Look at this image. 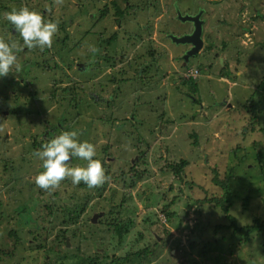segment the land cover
<instances>
[{"label":"rangeland","instance_id":"374dc122","mask_svg":"<svg viewBox=\"0 0 264 264\" xmlns=\"http://www.w3.org/2000/svg\"><path fill=\"white\" fill-rule=\"evenodd\" d=\"M25 6L58 22L51 47L23 46L4 19ZM201 11L205 45L186 62L169 35ZM0 37L22 46L0 77V264L146 249L144 264H264V236L224 209L238 227L264 219V0H0ZM66 130L96 146L103 184L35 183L36 151Z\"/></svg>","mask_w":264,"mask_h":264},{"label":"clouds","instance_id":"9594fccd","mask_svg":"<svg viewBox=\"0 0 264 264\" xmlns=\"http://www.w3.org/2000/svg\"><path fill=\"white\" fill-rule=\"evenodd\" d=\"M19 33L23 46L33 48L51 47L58 30V22L45 20L42 15L28 7L13 8L3 14ZM22 50L16 41L0 37V77L7 76L13 66L19 70L17 52ZM95 51V49H93ZM35 155L42 161L43 171L35 177V183L42 189H54L62 180L70 177L73 184L83 181L89 187L101 185L106 180L105 169L96 159V146L87 140H79L74 130L62 131L51 137L37 150ZM71 158L85 161L83 166H69Z\"/></svg>","mask_w":264,"mask_h":264},{"label":"trees","instance_id":"16d2710c","mask_svg":"<svg viewBox=\"0 0 264 264\" xmlns=\"http://www.w3.org/2000/svg\"><path fill=\"white\" fill-rule=\"evenodd\" d=\"M62 28H64V27H62ZM68 37H69V35H68V33H66L65 39H67ZM109 42H112V41H109ZM204 45H205V41H204ZM45 62L47 64V61H45ZM35 63H36L35 65H37V66L40 65L39 62H35ZM144 70H145V68H144ZM140 73L141 74L143 73V67H142ZM188 82H192V84L194 85L195 90L197 91V87H198L197 86V82L195 80H188ZM263 85H264V81H263ZM185 163H186V160H184L183 163L176 168L177 169L176 170L177 174L181 175L183 167L185 166ZM215 182L219 184L220 180L218 178H215ZM224 209H225L226 213L228 214L229 218L233 221L235 231L237 233L243 234L246 237V240H249L250 236H252L253 234H258V235H261V236L263 235L264 236V219H262L260 217H256L251 224H248L246 226L238 227L235 224L234 217L229 212L228 206H224ZM131 224H132V221L129 224H126V225H122L121 223L118 224L116 226L117 233L120 236H122L124 233L129 231V227L132 226ZM78 249H79V247H78ZM8 255H10V253ZM148 256H149L148 249L145 250V254H144V252H140V251L136 250L133 253H131L130 255H128L127 257H125V258L122 257L121 260H122V263H123L124 260H127L129 262V264H144L146 262V260L148 259L147 262L150 261V263H151V260H150V258H148ZM74 258H76V259L78 258V253H77V256H75ZM97 260H98L97 258H94L92 256H85V257L82 258L81 264H99V262ZM72 264H77V262H73Z\"/></svg>","mask_w":264,"mask_h":264},{"label":"water","instance_id":"95a60500","mask_svg":"<svg viewBox=\"0 0 264 264\" xmlns=\"http://www.w3.org/2000/svg\"><path fill=\"white\" fill-rule=\"evenodd\" d=\"M202 11L197 15H183L181 12H178V18L181 21H190L194 24V30L189 34H184L182 36L170 34V38L173 42L177 44H191V49L187 51L184 55L186 62L190 60L192 56L199 54V52L204 48V39H203V25L204 20L201 18ZM95 220V219H94ZM69 244V241H68Z\"/></svg>","mask_w":264,"mask_h":264},{"label":"flooded vegetation","instance_id":"af4514ba","mask_svg":"<svg viewBox=\"0 0 264 264\" xmlns=\"http://www.w3.org/2000/svg\"><path fill=\"white\" fill-rule=\"evenodd\" d=\"M191 46V44H189Z\"/></svg>","mask_w":264,"mask_h":264}]
</instances>
